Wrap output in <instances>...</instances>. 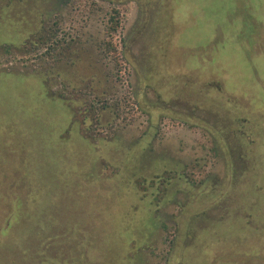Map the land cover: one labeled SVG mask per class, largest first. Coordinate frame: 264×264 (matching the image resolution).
Segmentation results:
<instances>
[{"label": "rangeland", "instance_id": "obj_1", "mask_svg": "<svg viewBox=\"0 0 264 264\" xmlns=\"http://www.w3.org/2000/svg\"><path fill=\"white\" fill-rule=\"evenodd\" d=\"M258 4L75 0L64 34L79 35L100 66L84 64L83 80L60 69L69 89L36 80L47 68L28 61L44 50L21 57L0 46V264H264ZM232 9L251 33L228 23ZM22 31L0 21L3 39ZM50 89L89 103L90 140L75 130L79 102L67 109ZM150 115L160 132L142 148ZM161 176L172 181L166 204L156 217L142 203L135 210L133 182Z\"/></svg>", "mask_w": 264, "mask_h": 264}, {"label": "flooded vegetation", "instance_id": "obj_2", "mask_svg": "<svg viewBox=\"0 0 264 264\" xmlns=\"http://www.w3.org/2000/svg\"><path fill=\"white\" fill-rule=\"evenodd\" d=\"M74 2L75 0H0V21L3 23L6 21L15 23L21 26L23 29L21 34L19 33L20 31L18 33H13V35H10L9 33V36L5 37L4 39L3 33L0 34V46L3 45L5 47L7 45L9 47H12L11 49L16 50L18 52L17 55L19 54L21 55V57H25L28 54H35L37 51L44 50L43 53H40V55L37 56L38 59L30 57L33 58L34 61H28V63L30 62L32 64H36L34 65V67L39 66L35 69V72L42 70L45 67L47 68V75H42V79L40 78L43 83L36 79L38 83L42 85V87L47 86V84L51 83V81L55 83L61 81V83H58L60 84V86H62L61 88L69 89L70 86L72 87L73 85L71 83H67L64 85L63 75L59 74L60 69L68 70L69 73L73 76L71 77L72 79L80 78L83 80L84 74L81 71L83 66L88 65V68L93 71H97L98 66H100V63L96 62V54H94L92 50L88 51V49L85 48L84 43H82L84 41L80 38L79 35L73 36L72 34H64L65 29L63 28L62 24V14L63 11L72 6ZM257 2L259 3L257 9L263 14L264 7L262 5H264V3H261L260 0H257ZM238 9H232L226 13L227 21L234 26L236 25L235 22L238 21L239 26H241L239 33H241V31H244V28L247 29L248 27L247 33L249 34L251 33L252 27L247 26L246 22H243L242 20L239 22V20L236 19L238 16H235V14L239 11ZM15 17L17 20L15 19ZM101 48V46L95 48L99 56H102V53L100 51ZM45 57L51 61H47V63H44L43 58ZM39 60H42V63H39ZM8 67H13V63ZM252 69L253 73L259 72L257 68L252 67ZM1 72L3 71L0 69V74ZM4 76L9 77L12 75L4 74ZM22 76L23 75H19V78H24V76ZM29 78L32 79L31 76H29ZM90 79L96 80V78L92 76L90 77ZM44 81H46V83H44ZM102 81V79H99V84H101ZM54 91L55 90L50 89V91H48L49 95L47 96V98L53 100L60 99L58 100L59 102H61L60 104L67 109L70 105L71 100H73L75 104L79 102V104L81 105L80 110L75 111L77 114H79V116L73 117L74 119L79 118V122L77 123L79 124V128L75 130L78 131L80 137L87 141L90 140L91 138L85 136L86 134L84 133V131H86L84 128L87 126L85 125V123L88 121L86 115L91 111V108L88 105L86 107V104L89 103L82 104L81 100L79 101V99H81L80 97H77L76 94L73 93L71 95H65L62 89L61 91H58L56 89L57 93H55ZM107 103L108 101L106 99H103L101 103L100 101L97 102V105L101 106L102 104L103 106H101V111H105L109 108ZM189 109H193V111H196L194 106L189 107ZM80 116L82 117L80 118ZM161 118L162 116L159 115L157 117V120H160ZM195 118H193L192 120L200 119L199 116ZM154 120V116L150 115L148 117L146 127L147 132L145 131V133L143 134V138L141 139V141L144 140V142L141 143L142 148L147 147V142L150 136L155 138L158 132H160V127L153 125ZM174 120L177 121L178 119ZM73 123L74 125H76L75 121H73ZM190 124L191 123L188 122V125ZM72 130L73 128H71L69 131L72 132ZM89 130H91V128ZM154 132H157L155 136ZM104 145L109 148L110 144L106 143ZM95 148L97 152L100 149L98 144H96ZM133 184L137 186L140 185L142 188L140 192L137 191L136 194V202L138 203L137 205H135V210H137L138 205L142 203L145 205V208L151 209L153 214L155 215L156 211L160 208V205L163 206L168 201L169 193L167 192V188L169 187V184H172V181L166 177L161 176L153 178L152 182L149 181V179H143L138 182L134 181ZM150 189H153L154 192L149 194L148 191ZM144 261L146 262V259H144L143 262Z\"/></svg>", "mask_w": 264, "mask_h": 264}, {"label": "trees", "instance_id": "obj_3", "mask_svg": "<svg viewBox=\"0 0 264 264\" xmlns=\"http://www.w3.org/2000/svg\"><path fill=\"white\" fill-rule=\"evenodd\" d=\"M113 22H115L114 19H113ZM118 25H119V23H117V24H116V27H113L112 30H113V31H116ZM107 50H108V51H111V50L113 51V50H116V47L114 48L113 45L110 43V44H108Z\"/></svg>", "mask_w": 264, "mask_h": 264}]
</instances>
